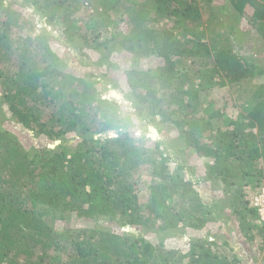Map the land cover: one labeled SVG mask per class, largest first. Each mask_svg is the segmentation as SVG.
I'll use <instances>...</instances> for the list:
<instances>
[{"label": "trees", "instance_id": "1", "mask_svg": "<svg viewBox=\"0 0 264 264\" xmlns=\"http://www.w3.org/2000/svg\"><path fill=\"white\" fill-rule=\"evenodd\" d=\"M22 1L60 32L46 35L41 26L49 46L39 60L33 37L20 38L39 29L31 10L10 0L0 11L2 60L17 68L1 98L26 133L0 128V264H246L245 245L257 235L264 244V222L244 193V185L254 194L264 186V63L234 43L254 39V29L264 48V0H92L102 16L92 38L77 34L73 0ZM244 17L251 29L240 27ZM51 43L72 46L79 57L120 48L136 62L160 61L125 66L126 82L110 88L97 64L89 73L64 70ZM213 88L242 98L236 116L200 105L201 92ZM143 114L172 122L180 141L134 144ZM185 149L202 160L204 176ZM142 162L152 165L145 213ZM212 180L236 192L218 197ZM172 230L182 239L177 248L146 239Z\"/></svg>", "mask_w": 264, "mask_h": 264}, {"label": "rangeland", "instance_id": "2", "mask_svg": "<svg viewBox=\"0 0 264 264\" xmlns=\"http://www.w3.org/2000/svg\"><path fill=\"white\" fill-rule=\"evenodd\" d=\"M9 1L10 0L1 2L0 0V11L7 6L6 4ZM20 1L22 2L23 8L27 7L31 10L30 13L33 16V19L37 21L40 25V26H37V28L39 29L34 30V32L30 34H27L25 31L24 33H22L23 31L20 32V38L24 40H29L27 35L30 36L31 38L32 37L34 38L30 40L32 42V46L34 47L35 53H37V58L41 60L42 58H44V54H45L44 45L49 46V44L46 43L47 39H44L42 33H39L40 30L42 32L41 26L45 27V34L47 35L49 33L51 34V36L52 34H56L60 32L58 30L59 27L55 26L54 24L51 25L47 21V16L43 14V12H41V9H38L37 7H34V6L33 8L28 5L29 3L26 4L27 2L24 3L22 0ZM214 1L216 4H221L223 3L224 0H214ZM99 10H100V7H95L92 4V0H73L72 11L74 13H72L73 15L71 14L72 15L71 18L74 20L73 24L75 25L77 34H80L82 37L92 38V35L94 33H98L97 30L96 31L93 30L94 28L92 27L93 25L92 23L102 22V16H99L97 13ZM30 13H29V17L31 18ZM229 13H232L231 6H230ZM247 21L248 19L244 17L239 23L241 25L240 27L247 28V30L251 29V26L247 25ZM27 25L29 26L30 23H28ZM25 28H26V25H25ZM250 34L255 36V38L254 39L248 38L246 40L242 39L243 41L237 40L238 42L234 44L238 47V49H236L235 45L233 44L235 51L237 52L238 50V53L240 55H242V53H244L245 55L249 53H253L254 57L260 58L259 59L260 63H264V48H261L260 44L257 42L260 40L259 39L260 37L256 34V31L254 29H251ZM51 36H48V37H51ZM82 40L83 39L81 38V41ZM50 49H52L54 53L56 50V53H58V57L60 58L59 60L63 61V63L65 62V64L61 66L65 68L64 70L66 71H71L73 73L78 72L79 74L89 73L90 72L89 69L92 67V65L93 67H95L94 64H97L100 67V70H101L100 72L107 73L106 80L108 82L106 83H108L107 85L110 88H112V85L115 82H118L121 84L122 82H126V76L123 73V69L125 66H131L137 63L139 67L146 69L149 66H155L160 61L159 58L151 57V58H143V59H140L139 62H136L131 59V56L129 54H127L124 51H121L120 48H107L106 50L97 49L92 52L90 51L88 52L87 50L85 55L81 57H79V55L73 49V47L72 46L70 47L69 45L59 46L58 43H51ZM2 52H3V49L0 47V72L3 71V75L2 77H0V128L8 131L10 135L11 133H13L14 135L19 134L20 138H22L23 135L21 134V132L23 131L25 133V131L20 126V124L16 122L14 118L11 117V113L8 110V104L4 102L1 98L2 93L3 94L6 93V89H11V76H13L17 70V68L15 69V63L13 64L11 62H5L2 60ZM12 52L15 55L18 53V51L14 49ZM79 60H82V62L79 63ZM4 82H6V84H3ZM100 84H103V82L99 81L97 85L100 86ZM119 89L117 90L113 88L114 95L117 98L122 99L124 98L123 92H121V90ZM233 96H232L231 89H218V88H215V89L213 88L212 90L205 89V91H202L200 95V101H201L200 105L206 109H217L218 110V108L219 109L223 108V110L225 111V114L223 115L224 117L227 114L229 115L233 114L236 116L239 109L233 105L234 104L239 105L242 102V98L239 97V100H238L236 99V96L234 97ZM127 103L130 107L133 108V113H135L134 103L132 101L128 102V100H127ZM135 118H136L135 116H132L131 120L134 121ZM140 118L143 120V126H137L136 128H134L137 125L135 122L134 123L136 125L133 126V130L135 132V137H136L135 139L136 141H134V144H138L144 148H153L154 142L156 141V139H165L167 142H171V143H177L180 141L178 139L179 135H178V131L176 130L177 128L176 126H174L172 122L169 121L167 123H161L158 117H155V120H150L149 117L145 114H143L142 117L140 116ZM218 119L219 118H215L213 121L216 122ZM221 120L222 118L218 120L219 125L222 124ZM158 127L161 128V131L158 130ZM26 139H27V135H26ZM23 143L27 146L31 145L29 140L27 142L23 140ZM35 145L37 146V144ZM183 156L185 159H187L188 164L190 166L195 167L196 169L195 171L197 172L196 174H198V171H199L200 172L199 175L204 176L202 174L203 169H204V164L202 160L199 159L192 150L185 149ZM187 168H188V165H187ZM169 170L170 172L174 173L176 171L175 164L171 163L169 166ZM137 174L140 177L139 179L140 185L138 186L137 190H138V195H139V201L141 203V211L145 213L146 212L145 206H146V203L149 201L148 185L152 179V165L147 162H142V164L138 168ZM209 185L213 193H215L218 197L223 196L228 199L229 192L230 193L236 192V191L233 192L232 190H230L229 185H226V184L223 185L222 183H218V182L213 183V180L209 181ZM244 187H245L244 193L248 192L247 195L250 197L249 201L251 203L252 202L251 194H254L252 190V185H244ZM173 201L176 202V199H174ZM173 206H174L173 209L179 208V205L177 202ZM157 221H159V219H157ZM74 223L75 222H73V218H72L70 220H66L64 222V225L65 226L67 224L74 225ZM104 224L107 225V222H104ZM60 225L63 226V224H60ZM75 225L80 226L79 223H76ZM208 225L211 226L212 228L213 226L216 227V225L213 223H208ZM173 231L175 230L170 231L169 234L166 236L151 232V234L146 236V239L156 245L163 242V245L166 246L167 248L170 246L172 248H177L179 247L177 246V244L181 243L182 239L179 236H174V234H171ZM184 239L187 240L186 237ZM214 240H216V237H214ZM263 245L264 244L260 242V237L258 235L255 236L254 239L251 240L247 245H245V250L243 251L242 249L241 256L245 259L246 264H264V246ZM183 248H184L183 251H185L186 248L185 247Z\"/></svg>", "mask_w": 264, "mask_h": 264}, {"label": "built area", "instance_id": "3", "mask_svg": "<svg viewBox=\"0 0 264 264\" xmlns=\"http://www.w3.org/2000/svg\"><path fill=\"white\" fill-rule=\"evenodd\" d=\"M253 205L257 207L260 217L264 222V188L254 197Z\"/></svg>", "mask_w": 264, "mask_h": 264}, {"label": "clouds", "instance_id": "4", "mask_svg": "<svg viewBox=\"0 0 264 264\" xmlns=\"http://www.w3.org/2000/svg\"><path fill=\"white\" fill-rule=\"evenodd\" d=\"M264 188V186L261 188V190ZM261 190H260V192H261ZM260 192H258V193H255V194H253V198H252V205H253V200H254V197L256 196V195H258Z\"/></svg>", "mask_w": 264, "mask_h": 264}]
</instances>
